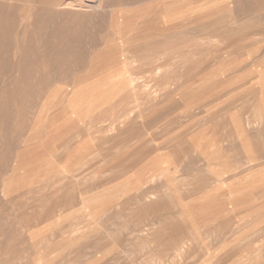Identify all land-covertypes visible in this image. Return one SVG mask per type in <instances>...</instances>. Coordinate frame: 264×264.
I'll return each instance as SVG.
<instances>
[{"label":"bare ground","instance_id":"6f19581e","mask_svg":"<svg viewBox=\"0 0 264 264\" xmlns=\"http://www.w3.org/2000/svg\"><path fill=\"white\" fill-rule=\"evenodd\" d=\"M113 1L62 0L59 4L61 11H110L114 35L89 65L91 76L77 77L72 93L63 94L65 88L57 87L45 99L47 108L58 105L57 95L68 97L58 136H48V147L41 153L27 152L26 166L9 183L18 187L22 180L48 174L53 163L67 162L49 193L18 210L30 243L57 247L34 262L79 264L82 258L81 264H264V218L256 230L243 235L242 223L237 221L245 218L236 221L227 213L235 205L214 204L211 211L200 207L185 213L181 209L182 198L199 194L222 191L215 198H232L226 192L227 181H252L247 191L236 194H247L257 202L264 198L263 179L255 183L264 175V132L239 135L237 121L244 118L246 131L258 124L264 129L258 94L264 79L248 83L253 72L248 73L249 79L244 73L235 77L234 71L229 72L239 58L257 50L253 44L264 38V26L250 24L235 31L231 0H143L123 7L109 4ZM203 55H214V61L203 66ZM229 75L221 83L223 93L209 89L202 94L209 81ZM188 80L194 82L173 98ZM133 91L145 96L123 109V100ZM166 99L169 104H163L166 107L156 115L158 104ZM204 101H216L221 108L209 112L211 108L202 107ZM208 122L223 128L222 141L238 152L236 166H242L239 172L227 174V166L220 165L224 176L218 174L210 183L207 167L195 158L197 150L204 153L214 147L210 132L203 129ZM49 148L56 152L45 156ZM181 148L184 156L178 154ZM77 152H90L84 160L79 156L87 165L70 174ZM156 156L168 163V186H156L165 172ZM185 160L192 170L172 178V165L180 166ZM255 162L259 166L252 169ZM94 164L105 170L89 172ZM246 164L250 169L243 172ZM149 167L156 174H150ZM56 232L63 237L50 242ZM81 250L89 252L86 259Z\"/></svg>","mask_w":264,"mask_h":264},{"label":"rangeland","instance_id":"374dc122","mask_svg":"<svg viewBox=\"0 0 264 264\" xmlns=\"http://www.w3.org/2000/svg\"><path fill=\"white\" fill-rule=\"evenodd\" d=\"M61 1L0 0V264H36L34 262L35 257L45 256L52 249L57 248H50L44 243H30L25 237V232H22L25 227L19 219L18 210L30 205L31 202L37 199V196L49 193L54 186L52 184L56 180L55 178L51 180L52 177L60 175V172L55 169L46 174V176L42 175L43 173L36 175L32 181L19 180L18 187L9 186V183L11 184L13 177L20 174L26 166L27 152L41 153L44 148L48 147V140L45 142L48 136H58L56 134L57 125L63 119L62 107L67 104L68 97L57 95L60 102L53 107L44 108L45 101L49 99L51 94L56 92L57 87L65 88L63 94H67V92L70 94L76 84L77 77L85 74L91 76L89 75L90 66L94 58L99 56L100 50L104 49L106 43L114 35L113 30L110 28V11L102 14L85 12V10H75L76 12L61 11L59 8ZM142 1L116 0L115 3L113 1L109 4H119L123 7L125 5H135ZM231 2L234 5V8L233 6L232 8L234 9L233 15L236 22L233 28H238L234 29L235 31H240L241 28L250 24L264 26V0H231ZM253 45L257 46V50L251 53L249 57L247 55L241 59L239 58V63L229 71L230 73L234 71L233 75L235 77L244 74L248 79L251 77L248 83L255 78L261 77L264 79V38L254 42ZM101 54L100 57H102ZM202 58L203 66H207L214 61V55H203ZM250 63H256V67L252 68ZM250 72L254 74L249 76L248 73ZM168 76L170 77L171 75ZM185 76L187 78V75ZM229 78L230 75L226 77L220 76L213 82L209 81L201 90L203 91L202 94H207L209 89L218 90V94L223 93L225 89L221 88V83ZM190 80L192 81V79ZM190 80L172 95L173 98L176 93L182 91L191 82ZM165 81L162 83H165ZM245 85H247V82ZM263 93L264 85L261 86L258 93L261 98L262 125L264 124ZM144 96L145 94L141 91L131 92L123 100V109H127V103L137 99L141 100ZM256 96L258 95L256 94ZM46 98L47 100H45ZM163 104H169V100L166 99L158 104L159 110L154 112L156 115L159 114L162 108L166 107ZM202 107L211 108L209 112H215L218 107L221 108V105L216 101H204ZM229 108L232 109V107ZM118 109H121V107L116 108V110ZM106 126H108L107 123ZM247 132H264V129L261 130L258 124ZM67 133L69 134V132ZM197 140L200 142L201 139ZM205 140L206 137L201 140L203 148L206 146ZM240 143L241 141H238V145H241ZM209 148L213 147L210 146ZM209 151L211 150L208 149L203 153L197 150L195 158L200 165L207 167L210 183L217 180V177L207 166L208 160L206 158H210V155H208ZM155 158L160 160L159 164L165 171L162 174V179L157 180L156 186H168L169 184L166 182L167 178H170L169 172L166 170L168 163L157 156ZM150 160L152 161V158ZM58 163L62 167V163ZM255 163L257 164L251 165L252 169L259 166V162ZM63 165L67 166V162H64ZM86 165V163L82 162L77 168L80 169ZM245 167H250V164H246ZM73 169V165L69 166L68 172L71 174ZM238 169L242 170V166H238ZM249 169L243 172H247ZM149 170L150 174H156V170H153V167H149ZM89 172L100 173L101 170L94 164L90 166ZM66 176L69 177L70 175ZM234 176L237 177L236 174ZM243 176L244 178L247 177L246 175H241L240 177L243 178ZM263 176L260 175V178H256L255 183L261 182L262 179L264 181ZM227 182L226 192L232 198H215L222 191H214V194L211 193L209 195L199 194L190 198H182L181 204L183 207L181 206V209L185 213L188 212V209L195 210L200 207H207L211 211L215 208L214 204L215 206L220 205L222 208L230 204L235 205L234 209L227 212L230 214L228 216L236 221L245 218L244 221L237 222L242 223L243 235L248 234L249 231L256 230V224L260 219L264 218L261 216L264 212V198H257L259 202L255 198H238L237 191H247L252 181L248 184L245 179L239 184L237 182L231 184L229 181ZM196 197L199 199L197 200ZM51 237L52 239L49 236L50 242H59L63 235L56 232ZM81 254L86 259V255L89 252L81 250ZM79 260L80 262L84 261L82 258H79ZM80 262L79 264H81Z\"/></svg>","mask_w":264,"mask_h":264},{"label":"crops","instance_id":"0c3cea01","mask_svg":"<svg viewBox=\"0 0 264 264\" xmlns=\"http://www.w3.org/2000/svg\"><path fill=\"white\" fill-rule=\"evenodd\" d=\"M219 108L220 107H218V109ZM242 118H239L238 117V120H237L238 123H239L238 134L239 135H244V134L246 135L247 134V131L245 129L244 122H243V119L244 118L243 119ZM263 126H264V124H263ZM203 129L204 130H208L210 132V139H213V145H214L213 148H209L211 150L208 153L210 155V158L207 157V160H208L207 161V166H208L209 170H211V172L214 173V175H216V176L218 174H223V175H221V177H223L224 176V173H223L224 171L219 170V166L222 165V164H225L227 166V169H228V173L227 174H233V173L239 172V169L236 166L237 165L238 152L230 149V147H227L226 144L223 143V141H222L223 138H222V134H221V133H223V128L221 126H214L211 122H208L204 126ZM243 151H244V153L246 155H249V154H247V150L246 151L243 150ZM53 152H55V150H54V148H51V149L45 150L44 151V154H45V156H49ZM81 154L82 153H80V152H77L76 153L77 156H76V158H74L75 161H74V164H73V166H74L73 171L78 170L77 166H79V164L83 162V161H79L81 159V158H79V156ZM89 154H90V152H87L85 154H82L83 155V157H82L83 160ZM178 154H179V156H184L186 154V151L183 148H181L179 150ZM246 155H245V157H246ZM202 156H204V155H202ZM199 157L202 158L200 155H199ZM253 157H254V160H256L257 156L254 155ZM57 164L56 163H53V165H51L48 170L49 171H54L56 169L57 171H59L60 173H62V167L63 168H67L66 165L64 166L62 164V167H61L58 162H57ZM183 164H184V167H183ZM172 167H173V169H172V172H173L172 178H173L174 176L180 177V176H183L184 174H187L189 171L192 170V167L193 166L185 160L184 162H182V164L180 166H177L176 167L175 165H172ZM98 169L101 170V172H102L103 170H105V167H101L100 164H98ZM42 175H45L46 176V174H42ZM57 176H59V175H56V176L54 175V177L51 180H53L55 178L56 179L55 182H56L58 180ZM226 176L227 175H225V177ZM65 177H67V176H65ZM28 184H29V182H28ZM263 184H264V182H263ZM238 198H249V196L248 195H242V196H239Z\"/></svg>","mask_w":264,"mask_h":264}]
</instances>
